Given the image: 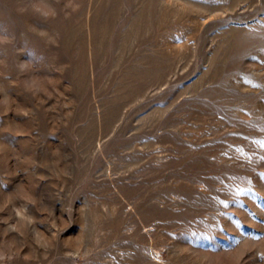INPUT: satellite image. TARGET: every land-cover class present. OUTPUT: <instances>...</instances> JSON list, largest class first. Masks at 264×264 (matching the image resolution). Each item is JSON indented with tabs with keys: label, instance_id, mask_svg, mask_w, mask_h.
I'll use <instances>...</instances> for the list:
<instances>
[{
	"label": "rangeland",
	"instance_id": "rangeland-1",
	"mask_svg": "<svg viewBox=\"0 0 264 264\" xmlns=\"http://www.w3.org/2000/svg\"><path fill=\"white\" fill-rule=\"evenodd\" d=\"M0 264H264V0H0Z\"/></svg>",
	"mask_w": 264,
	"mask_h": 264
}]
</instances>
